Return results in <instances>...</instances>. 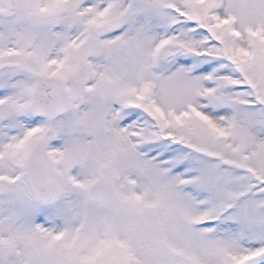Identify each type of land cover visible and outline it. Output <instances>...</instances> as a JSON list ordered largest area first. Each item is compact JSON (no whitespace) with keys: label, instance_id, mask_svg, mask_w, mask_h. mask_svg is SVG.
<instances>
[{"label":"snow or ice","instance_id":"obj_1","mask_svg":"<svg viewBox=\"0 0 264 264\" xmlns=\"http://www.w3.org/2000/svg\"><path fill=\"white\" fill-rule=\"evenodd\" d=\"M0 264H264V0H0Z\"/></svg>","mask_w":264,"mask_h":264}]
</instances>
